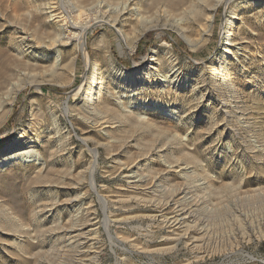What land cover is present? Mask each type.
I'll list each match as a JSON object with an SVG mask.
<instances>
[{"label": "rangeland", "instance_id": "1", "mask_svg": "<svg viewBox=\"0 0 264 264\" xmlns=\"http://www.w3.org/2000/svg\"><path fill=\"white\" fill-rule=\"evenodd\" d=\"M147 1L0 0V264H264V0Z\"/></svg>", "mask_w": 264, "mask_h": 264}, {"label": "bare ground", "instance_id": "2", "mask_svg": "<svg viewBox=\"0 0 264 264\" xmlns=\"http://www.w3.org/2000/svg\"><path fill=\"white\" fill-rule=\"evenodd\" d=\"M128 2V1H127ZM147 2H149V0L147 1ZM151 3L148 5V6H150V7H146V8H152L155 12H156V10L159 8V6H164L166 9H168V12L170 11L173 15H175L174 17H175V22H174V24H175V26H178L179 27V29H181V31H182V34L184 35V33H186V31L188 30V28L185 26L186 24H185V22H187V21H190V19H192L193 21H194V23L195 24H197V25H199V23H201V21L202 20H200V18L201 19H203V12H202V15L199 13V10L197 11V9L195 8V5L193 4V3H191L190 1H188V0H153V1H150ZM140 3V2H139ZM196 3V2H195ZM138 4V3H137ZM211 4H212V2H211ZM210 3H209V5H211ZM213 5V4H212ZM127 6V3L125 2L124 3V7H126ZM130 6V5H129ZM198 6H200V5H198ZM214 6H216L215 4H214ZM80 7V6H79ZM142 7V6H141ZM207 7H208V5H207ZM210 7V6H209ZM156 9V10H155ZM161 9V8H160ZM160 9H158V10H160ZM163 9V8H162ZM161 9V10H162ZM210 9V8H209ZM137 20L139 21H144L145 19V17H144V15H143V13L145 12H142L141 13V10H140V8L139 7H137ZM151 12H153L154 13V11H152V10H150ZM150 11H149V13H150ZM163 11V10H162ZM197 11V12H196ZM201 11V10H200ZM160 12V11H159ZM166 12V11H165ZM167 12V13H168ZM169 12V13H170ZM212 12V11H211ZM161 13V12H160ZM170 13V14H171ZM213 13V12H212ZM144 14H146V12L144 13ZM159 14V13H158ZM148 15H150V14H147L146 16H148ZM168 15V14H167ZM167 15H165V16H167ZM206 16V15H205ZM169 17V16H168ZM170 18V17H169ZM204 18H208V20L209 21H212V19H213V15L211 14V15H209V17L208 16H206V17H204ZM146 19H148V17L146 18ZM206 21H207V19H206ZM145 22V21H144ZM104 23V22H103ZM106 23H108V22H106ZM146 23V22H145ZM109 24V23H108ZM147 24V23H146ZM202 24V23H201ZM110 25V24H109ZM148 25V24H147ZM112 27H114V28H116V21L111 25ZM78 27V26H77ZM149 28V26L147 27V26H144V31L145 30H147ZM86 29V28H85ZM83 32H85V31H83ZM147 32V31H146ZM118 36H119V38H120V40L123 42V43H125V45L126 46H128V48H129V45L127 44V41H126V37H125V35H124V33H123V31L122 30H118ZM227 38V37H226ZM63 40H62V43H63V45H68V43H69V41H71V40H69V41H66V40H64L65 38H62ZM184 40L188 43V44H190L191 43V40L189 39V37H187V35H184ZM59 41V40H58ZM233 42H234V40H232L231 38L230 39H228V43L226 44V45H228V46H234L235 44H233ZM79 46H80V49L82 50V53L84 54V57H85V59H86V61L89 63V61H90V56H89V54H88V52H87V48H86V37H85V34H82V36H81V38H79ZM132 49H133V47H132ZM153 53H155V52H153ZM152 53V54H153ZM2 54H4V53H2L1 51H0V56L2 55ZM5 56H7V55H5ZM57 56V55H56ZM3 57H4V55H3ZM3 57H2V60L4 61V59H3ZM154 55H151V57L149 58V60L152 62V63H150L151 65H155L153 62L155 61L154 60ZM5 58V57H4ZM7 58H8V56H7ZM59 58H61L60 57V55H58V57H57V59H59ZM61 60H62V58H61ZM64 60V59H63ZM62 60V61H63ZM2 61V62H3ZM74 61V60H73ZM71 62V65L74 63V62ZM59 63V62H58ZM6 65V64H5ZM160 65V64H159ZM158 65V66H159ZM156 66H157V64H156ZM160 67V66H159ZM5 69H6V67H5ZM150 69H157L156 67L154 68L153 66H151L150 67ZM159 69V68H158ZM137 70V69H136ZM4 71V70H3ZM3 71L2 72H0V100H3V99H5V98H8L9 97V94H11L12 92H13V84H11L10 82H12L11 80H10V78H9V75H6L5 73H3ZM6 72H8V71H6ZM16 74V73H15ZM19 74V73H18ZM125 74V73H124ZM164 78H165V76H164ZM167 78V77H166ZM124 81L125 82H127L129 85H131V86H134V87H136L137 86V73L136 74H132L131 76H125V79H124ZM162 81H164V80H162ZM109 108L107 107V106H105L104 105V110H108ZM97 110V109H96ZM110 112V111H109ZM110 114V113H109ZM117 115V114H116ZM98 116V115H97ZM117 119V118H116ZM35 150V146H30L28 149H25L24 151H22V152H20V153H17V154H15V155H11L10 157H7V158H5L4 159V163L6 164V166L10 163V159H16V157L17 156H25V157H27L28 158V162H34V161H36L37 160V158L39 159V157H38V155H37V153L34 151ZM128 165V164H127ZM129 166V165H128ZM123 167V166H122ZM134 167V166H133ZM137 173L138 172H134L133 174H129L128 175V177L130 178V183L129 184H131L132 186L133 185H135L136 183H137V181H135V179L136 178H138L137 177ZM142 175V174H141ZM127 177V176H126ZM142 183V182H141ZM138 184V183H137ZM140 184V183H139ZM141 186V185H140ZM129 187H130V185H129ZM134 188L136 187L137 188V186L135 185V186H133ZM131 188V187H130ZM133 188V189H134ZM140 188V187H139ZM132 189V188H131ZM123 190V189H122ZM167 193V192H166ZM169 193V192H168ZM184 198V197H183ZM185 199V198H184ZM174 201V200H173ZM178 201H180V199H178L177 200V202ZM176 202V201H175ZM182 202V201H181ZM180 202V204L182 205V203ZM187 203V202H186ZM178 204H179V202H178ZM184 204H185V202H184ZM176 205H177V203H176ZM181 205H180V207H181ZM185 206V205H184ZM183 206V207H184ZM176 208V207H175ZM179 208V207H178ZM190 209V208H189ZM188 208H187V210H189ZM175 210H177V209H175ZM187 210H186V208H181L180 210H179V215H178V217H180V219H176L175 220V223H177V224H180L181 222V220L182 221H184V220H187V218L188 217H186L184 214H186V212H187ZM173 211V210H172ZM190 213V212H189ZM188 215V214H187ZM192 215V214H191ZM192 217V216H191ZM167 220V219H166ZM171 221H173V219L171 220ZM187 223V222H186ZM184 224V223H183ZM186 225V224H185ZM188 225V224H187ZM187 225L185 226V228L187 227ZM174 226V225H173ZM177 226V225H176ZM182 227V226H181ZM182 229V228H181ZM190 229V228H189ZM191 230H192V228H191ZM188 231V230H187ZM175 232H176V230H175ZM182 232V231H181ZM184 232V231H183ZM200 232V231H199ZM70 233H71V235H72V237H69V238H75L76 236L77 237H79V236H82V235H85V234H82V235H74L73 234V231H70ZM179 234V233H178ZM184 234H186V231L184 232ZM194 234V233H193ZM182 235V234H181ZM187 235V234H186ZM179 236H180V234H179ZM196 236V235H195ZM198 236V235H197ZM199 238V237H198ZM203 239H204V236L202 237ZM200 241V240H199ZM71 242V241H70ZM196 245V244H195ZM70 248V247H69ZM166 249V248H165Z\"/></svg>", "mask_w": 264, "mask_h": 264}]
</instances>
